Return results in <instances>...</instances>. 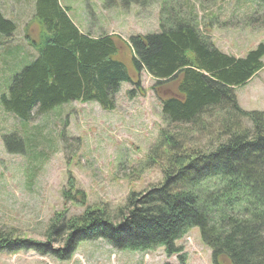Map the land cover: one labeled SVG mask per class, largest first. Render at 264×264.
Wrapping results in <instances>:
<instances>
[{
	"label": "trees",
	"instance_id": "16d2710c",
	"mask_svg": "<svg viewBox=\"0 0 264 264\" xmlns=\"http://www.w3.org/2000/svg\"><path fill=\"white\" fill-rule=\"evenodd\" d=\"M34 2L40 40L33 44L34 58L0 95L3 110L21 121L75 101H93L110 111L122 82L139 87L117 58L114 34L81 31L58 0ZM188 13L189 20L127 41L131 69L137 77L144 71L151 77L161 104L166 127L149 148L147 163L162 156L161 164L169 163L162 181L129 193L115 212L103 207L52 218L44 242L15 238L0 225V250H36L67 260L82 241L102 239L118 250L164 247L185 264L175 241L197 228L212 264H264V110L246 111L235 96V87L264 66V43L243 57L225 54ZM15 29L0 10V35L10 37ZM126 93L135 95L134 89ZM12 139L18 148L10 145ZM2 140L8 152H23L14 134Z\"/></svg>",
	"mask_w": 264,
	"mask_h": 264
},
{
	"label": "rangeland",
	"instance_id": "374dc122",
	"mask_svg": "<svg viewBox=\"0 0 264 264\" xmlns=\"http://www.w3.org/2000/svg\"><path fill=\"white\" fill-rule=\"evenodd\" d=\"M34 1L0 0L2 15L16 27L10 37L0 35V95L14 73L34 58L33 44L39 42L41 30L34 19ZM58 1L81 31L119 39L117 58L139 87L122 82L110 111L93 101H75L21 121L0 104V225L15 238L39 242L45 241L52 218L61 221L103 207L115 212L129 193L158 185L162 169L169 166L167 161L161 164L163 156L156 164L147 163L149 148L166 126L158 95L151 89L154 81L145 71L137 77L131 69V35L189 20L190 10L198 31L223 53L243 57L264 43V0ZM130 89L135 92L131 98L126 93ZM235 96L242 109L263 111L264 69L248 84L235 87ZM10 133L23 144L21 154L3 145ZM18 144L11 140L13 147ZM175 244L182 247L185 264H212L199 229L192 228ZM176 257L167 256L164 248L118 250L102 239L82 241L67 260L36 250H0V264H178Z\"/></svg>",
	"mask_w": 264,
	"mask_h": 264
},
{
	"label": "crops",
	"instance_id": "0c3cea01",
	"mask_svg": "<svg viewBox=\"0 0 264 264\" xmlns=\"http://www.w3.org/2000/svg\"><path fill=\"white\" fill-rule=\"evenodd\" d=\"M259 72H260V71H259ZM255 75H256L255 77H257V76H258V73H256ZM255 77H254V78H255ZM252 79H253V78H252ZM252 79H251V80H252ZM251 80H250V81H251Z\"/></svg>",
	"mask_w": 264,
	"mask_h": 264
}]
</instances>
